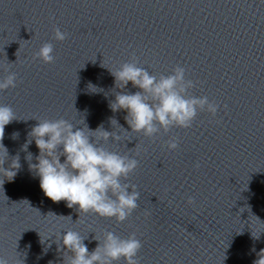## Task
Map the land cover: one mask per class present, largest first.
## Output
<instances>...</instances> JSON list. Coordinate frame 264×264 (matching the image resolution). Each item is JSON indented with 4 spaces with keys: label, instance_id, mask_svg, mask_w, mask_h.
Segmentation results:
<instances>
[{
    "label": "water",
    "instance_id": "95a60500",
    "mask_svg": "<svg viewBox=\"0 0 264 264\" xmlns=\"http://www.w3.org/2000/svg\"><path fill=\"white\" fill-rule=\"evenodd\" d=\"M54 27L67 39L53 40ZM45 42L54 46L53 63L33 59ZM133 55L153 74L184 67L191 94L219 108L215 117L201 112L192 127L151 139L114 129L121 140L105 147L139 162L126 181L140 193L138 207L118 223L52 202L26 159L31 153L36 162L35 142L21 149L36 119L112 131L114 118L131 131L126 111L109 103L116 92L139 89L131 82L115 88L109 70ZM5 69L17 84L0 91V105L17 120L5 126L2 144L21 166L10 181L0 176V257L9 264H64L66 230L87 237L90 252L107 231L135 232L139 264L257 259L264 249V0H0V78ZM174 137L179 146L169 151Z\"/></svg>",
    "mask_w": 264,
    "mask_h": 264
},
{
    "label": "clouds",
    "instance_id": "9594fccd",
    "mask_svg": "<svg viewBox=\"0 0 264 264\" xmlns=\"http://www.w3.org/2000/svg\"><path fill=\"white\" fill-rule=\"evenodd\" d=\"M67 37L66 31L53 28V40L62 42ZM53 52V44L45 42L34 53L33 59L53 63ZM109 71L114 77L115 88L125 89L131 82L134 88L139 89L135 93L116 92L114 100L109 103L113 112L126 111L124 119L131 131L125 130L114 118L109 121L112 131L105 130L103 125L91 130L83 120L84 126L77 127L80 123L74 125L63 118L36 119L38 122L28 133V140L21 150L27 151L28 145L35 142L39 150L34 158L36 162H31V153L26 159L29 169L39 177L44 195L52 202L63 200L68 208L77 206L79 213L114 218L119 223L124 222L138 207L140 193L136 185L126 181L139 162L128 154L122 155L105 147L109 139L113 142L121 140V135L114 129L118 127L121 132L139 133L151 139L168 133L171 128L192 127L201 112L215 117L219 105L207 96L192 95L190 90L195 87L194 81L187 78L186 69L179 65L166 75L153 74L138 66V60L133 55L128 62ZM5 72L7 74L0 78V91L15 88L17 84V74L7 69ZM14 120L17 118L12 107L0 105V149L3 150L0 154V176L9 181L21 167L19 155L9 157L2 144L5 126ZM18 135L14 132L12 139H17ZM166 146L169 151H175L179 140L171 138ZM6 162L7 168L4 167ZM199 166V163L195 164L196 168ZM4 181L0 182V186ZM193 202L194 199L189 197L187 203L191 205ZM86 238L74 230H66L60 236L64 264H117L121 260L124 264H139L138 253L142 242L135 232L125 238L107 231L102 240L94 237L97 245L91 252L84 243ZM256 256L253 264H264V249ZM0 264H9V261L0 257ZM17 264L23 262L18 259Z\"/></svg>",
    "mask_w": 264,
    "mask_h": 264
}]
</instances>
